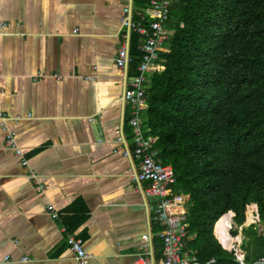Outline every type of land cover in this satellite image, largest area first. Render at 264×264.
<instances>
[{
	"label": "crops",
	"instance_id": "obj_1",
	"mask_svg": "<svg viewBox=\"0 0 264 264\" xmlns=\"http://www.w3.org/2000/svg\"><path fill=\"white\" fill-rule=\"evenodd\" d=\"M127 6L146 19L149 0H0V114L22 116L9 124L28 162L0 126V264H78L63 227L84 241L89 264H134L142 236L154 238L156 199L132 180L137 162L116 135L123 128L132 148L123 95L137 70L115 63ZM251 206L245 227L259 219Z\"/></svg>",
	"mask_w": 264,
	"mask_h": 264
},
{
	"label": "trees",
	"instance_id": "obj_2",
	"mask_svg": "<svg viewBox=\"0 0 264 264\" xmlns=\"http://www.w3.org/2000/svg\"><path fill=\"white\" fill-rule=\"evenodd\" d=\"M167 26L173 35L160 50L142 117L157 158L174 170V195L190 197L185 252L201 264H240L214 235L233 212L244 262L255 264L264 257V0H173ZM141 40L131 34L136 70ZM253 204L259 219L245 227ZM154 229L158 262L162 229L156 222Z\"/></svg>",
	"mask_w": 264,
	"mask_h": 264
},
{
	"label": "built area",
	"instance_id": "obj_3",
	"mask_svg": "<svg viewBox=\"0 0 264 264\" xmlns=\"http://www.w3.org/2000/svg\"><path fill=\"white\" fill-rule=\"evenodd\" d=\"M171 5L172 0H150L146 12V21L144 19L138 21L131 6L124 8L121 17L123 29L121 44L115 55L117 67L127 70L134 61L130 54L131 34L137 32L142 37L139 47L142 52V60L137 67V74L126 86L123 95L124 104L129 108L128 125L131 128L132 148L127 145L123 128L117 130L116 135L117 141L124 146L123 155L137 162L136 171L131 176L132 180L140 186L147 184L144 190L146 196L156 199L154 218L162 229L160 237L163 241V254L160 261L154 262L152 260V237L150 234H145L140 243L141 255L134 264H201L196 252H185L184 239L187 236L189 226L185 195H174L172 191V186L176 182L174 170L170 165L162 164L157 158V151L154 150L156 139L146 137L143 126L142 115L148 108L146 98L148 83L151 75L155 71L157 73L161 48L173 35L167 26L170 21ZM39 77L43 78L45 75L39 74ZM53 77L57 80L62 79L57 74ZM21 120L22 116L10 118L4 113L0 114V126L5 134L7 147L17 157L21 158L22 166H27L28 162L18 144L16 132L9 124L10 122L19 124ZM31 178L35 179L36 177L32 174ZM36 184L39 193L45 191L42 185L37 182ZM46 209L53 219H58L59 215L52 204H48ZM252 216L253 220L257 219L254 214ZM62 231L65 232L68 249L74 255L76 262L89 264L90 255L85 249L84 241L68 232L64 227ZM228 251L234 253L237 262L245 264V255L240 249L239 241H235ZM4 261L8 263L10 258L5 257ZM28 261L27 257L20 260L23 263ZM214 262L211 260L206 264H213ZM255 264H264V257L259 258Z\"/></svg>",
	"mask_w": 264,
	"mask_h": 264
},
{
	"label": "bare ground",
	"instance_id": "obj_4",
	"mask_svg": "<svg viewBox=\"0 0 264 264\" xmlns=\"http://www.w3.org/2000/svg\"><path fill=\"white\" fill-rule=\"evenodd\" d=\"M250 210L252 213V209H250ZM250 210H249V212H250ZM227 217L229 218V215ZM228 224H229L228 219H224V220L220 221L219 224L216 225L215 231H214L216 238H218L220 240V242H222L224 244L225 247L224 246L223 247L226 250L231 249V247L233 246V243L235 241H239V240H236L238 237L235 238L230 234L229 230L231 228V226H230L231 223L229 224V227H228ZM227 228H228V233H227Z\"/></svg>",
	"mask_w": 264,
	"mask_h": 264
},
{
	"label": "rangeland",
	"instance_id": "obj_5",
	"mask_svg": "<svg viewBox=\"0 0 264 264\" xmlns=\"http://www.w3.org/2000/svg\"><path fill=\"white\" fill-rule=\"evenodd\" d=\"M249 213H251V210H250V212H249ZM249 213H248V215H249V219H250V218H251V216H250V214H249ZM249 219H248V220H249ZM249 221H250V220H249ZM250 222H251V221H250ZM232 227H233V228H235L236 226H235V225H233ZM235 238H236V237H235ZM236 240H240V238L238 237Z\"/></svg>",
	"mask_w": 264,
	"mask_h": 264
},
{
	"label": "water",
	"instance_id": "obj_6",
	"mask_svg": "<svg viewBox=\"0 0 264 264\" xmlns=\"http://www.w3.org/2000/svg\"><path fill=\"white\" fill-rule=\"evenodd\" d=\"M228 214H230V216H232V214H233V213H232V212H230V213H228ZM228 214H226V215H228ZM224 216H225V215H224ZM214 229H215V227H214Z\"/></svg>",
	"mask_w": 264,
	"mask_h": 264
}]
</instances>
